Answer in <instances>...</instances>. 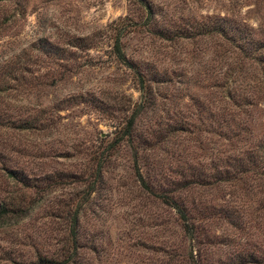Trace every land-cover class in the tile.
<instances>
[{
  "label": "trees",
  "instance_id": "trees-1",
  "mask_svg": "<svg viewBox=\"0 0 264 264\" xmlns=\"http://www.w3.org/2000/svg\"><path fill=\"white\" fill-rule=\"evenodd\" d=\"M134 2L139 11L84 33L34 27L12 49L28 0H0V227L34 211L37 201L27 190L37 193L63 180L83 184L56 206L57 232L29 237L28 255L12 264H91L88 252L99 250L86 231L91 222L85 209L97 191L108 195L112 189L127 201L126 215H137L130 225L151 231V242L136 236L128 243L146 249L135 264H264V120L252 114L264 104V29L230 16L227 8L195 17L163 11L151 0ZM191 38L211 42L203 52L218 60L231 57L230 70L251 72L244 75L249 92L215 81L219 89L202 98L184 94L183 70L175 64ZM125 39H135L131 49ZM99 45L129 72L135 100L115 93L105 101L100 95L107 88L97 87L43 104L12 101L17 95L37 100L43 89L67 80V61ZM204 80L200 88L208 87ZM186 94L199 123L180 103ZM78 102L107 110L114 120L110 138L93 143L68 170L41 172L18 162L15 153L27 148L13 145L11 137L58 133L54 113ZM74 149L34 154L70 158ZM106 207L98 204L104 212ZM96 255L102 264L105 258Z\"/></svg>",
  "mask_w": 264,
  "mask_h": 264
},
{
  "label": "rangeland",
  "instance_id": "rangeland-1",
  "mask_svg": "<svg viewBox=\"0 0 264 264\" xmlns=\"http://www.w3.org/2000/svg\"><path fill=\"white\" fill-rule=\"evenodd\" d=\"M151 1L163 11H181L183 15L195 17L214 13L224 14V9L227 8L230 16L241 18L255 25V27L260 26L264 29V0ZM137 11L139 8L134 0H28V14L18 21L20 33L13 36V40H11L13 44L8 45V47L13 49L15 45L23 43L28 35L33 32L34 27L37 26L70 33H84L95 27L104 26L118 16ZM125 40L127 49H131L135 39ZM210 43L192 38L184 41L181 60L175 64L182 67L183 70V77L186 81L184 94L187 93L198 98L201 96L202 98L209 92V89H219L218 86H213L215 81H225L229 89H241L244 93H248L251 86L244 75L246 72L250 75L251 72L238 68L230 70L227 63H229V59L232 60L231 57H227L226 61L218 60L209 51L203 52V48H206L205 45L210 46ZM107 51V46L99 45L88 51L87 54L80 52V57L66 62L69 72L64 75L66 70L61 71L67 79L66 81L60 82L54 87L43 89V93L39 94L37 100L35 97L29 96L24 99L23 95H17V99H12V101L24 106L35 105L39 102L43 104L52 98L59 99L77 91H89L97 87L107 88L100 95L105 101H111V97L115 93H123L135 100L138 93L131 85L129 72L122 65L116 63ZM153 51L154 49H151L146 55L151 57ZM203 78H205L203 85L209 83L207 88L199 87L202 85L203 81L201 83L200 81ZM187 94L180 103L183 106L184 103L186 104L189 119L199 123L194 113L196 107L190 104ZM263 105H258L256 112L252 111V114L259 115L258 117L262 120H264ZM106 111L100 105L94 106L88 102H78L55 112L54 120L58 133H17L11 137L13 145L27 148V150L15 153L16 159L19 160L18 162L27 163V169H41V172L50 171L54 168L57 170L70 169L72 164L81 163L80 157L83 152L91 148L93 143L100 142V138H110L114 120L106 114ZM67 145L75 147L72 151L73 156L70 158L40 157L34 154L38 153L36 151H41L39 150L41 148L57 147L61 149L62 146ZM190 145H193L192 141ZM126 174L131 175L129 172ZM79 186L81 188L83 184L63 180L60 183L51 184L37 193L34 192L36 191L35 188L27 190L37 203L29 217L15 224L0 227V264H12L22 255L26 257L31 249L28 245L29 237L54 235L58 228V220L54 217L56 206L66 199L68 192H73L74 188L77 189ZM92 196L88 202V209H85V218L91 224L85 225V227L89 234L93 233L90 238L94 237L96 249L99 251L88 252L91 264H101L100 261L96 260V254H101L102 259L105 258L102 264H135L136 255L143 257L146 249L140 245L130 246L128 243H131L136 236L151 242V231L146 226L141 228L130 225V219L137 215H126V212H129L128 209L124 210L127 201L113 189L108 195L107 192L101 190ZM143 200L145 201V199ZM106 202L105 212L103 209H98V204L101 205ZM146 205L149 207L148 211L152 209V204L147 202ZM89 210L96 212H89ZM40 243L42 242L39 241Z\"/></svg>",
  "mask_w": 264,
  "mask_h": 264
}]
</instances>
